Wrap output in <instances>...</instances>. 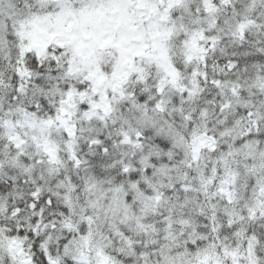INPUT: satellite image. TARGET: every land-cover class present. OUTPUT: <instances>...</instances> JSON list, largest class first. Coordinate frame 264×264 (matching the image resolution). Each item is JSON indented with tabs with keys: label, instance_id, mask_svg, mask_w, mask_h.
Returning <instances> with one entry per match:
<instances>
[{
	"label": "snow or ice",
	"instance_id": "1",
	"mask_svg": "<svg viewBox=\"0 0 264 264\" xmlns=\"http://www.w3.org/2000/svg\"><path fill=\"white\" fill-rule=\"evenodd\" d=\"M0 264H264V0H0Z\"/></svg>",
	"mask_w": 264,
	"mask_h": 264
}]
</instances>
